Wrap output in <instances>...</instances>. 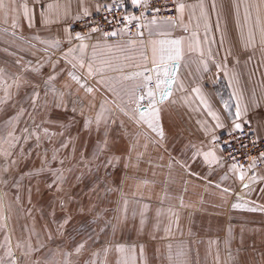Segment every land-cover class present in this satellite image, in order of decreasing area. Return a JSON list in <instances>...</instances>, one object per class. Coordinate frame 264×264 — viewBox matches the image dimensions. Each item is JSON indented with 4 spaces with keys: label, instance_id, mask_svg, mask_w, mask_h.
Returning <instances> with one entry per match:
<instances>
[{
    "label": "crops",
    "instance_id": "0c3cea01",
    "mask_svg": "<svg viewBox=\"0 0 264 264\" xmlns=\"http://www.w3.org/2000/svg\"><path fill=\"white\" fill-rule=\"evenodd\" d=\"M5 1V21L11 26L13 21L16 24L11 31L47 53L48 50L59 53L68 70L78 75L83 76L84 70L72 69L67 61L76 63L80 55L86 61L92 60L91 45L99 42L123 46L111 51L103 47L96 50L92 62L104 71L87 80L95 89L88 108L93 112L97 105H103L113 113L110 117L116 123L117 137L114 152L119 157L116 160L121 199L118 213L124 217L125 209L132 207V212L127 213L128 220L141 223V231L147 230L143 236L131 240L155 242L157 247H162L166 264H205L203 258L211 256L218 258V263L213 260L214 264H225L222 258H228L232 264H254L253 258H260L256 264H264V167L246 174L238 168L223 166L218 143L221 136L234 131L238 106L241 111L246 109L241 122H247L257 136L264 134V2L178 0L186 5L183 23L172 26L167 23V17H149L143 22L141 36L92 37L84 41L89 48L83 54L72 53L65 58L70 47H79L78 41L69 42L66 36L83 34L72 27L75 17L82 18L84 8L89 15L97 12L100 0ZM24 3L35 9L31 21L19 7ZM49 3L54 8L59 4V16L55 12L49 14ZM42 13L49 23H44ZM179 16L175 11L172 18L178 21ZM153 19L155 25L151 24ZM172 39L182 42L183 57L175 64L177 80L172 85V95L160 106L159 124L164 131L161 139L145 124H137L130 118L134 105L129 96L139 81L121 77L144 70L136 67L145 64L142 53L148 57L146 66L151 67L150 41ZM54 40L60 41L58 48L43 43ZM130 40L137 43L131 45ZM106 59L118 70L103 65L101 62ZM101 76L115 92L97 82ZM181 83L183 89L178 87ZM194 88L200 89L199 95L192 91ZM200 97L220 117L223 127H215L216 121ZM209 149L215 151L219 163L210 165L204 161L202 153ZM241 172L243 181L239 179ZM234 204L242 205L246 209L243 213L248 216L238 212ZM137 226L133 228L136 232Z\"/></svg>",
    "mask_w": 264,
    "mask_h": 264
},
{
    "label": "rangeland",
    "instance_id": "374dc122",
    "mask_svg": "<svg viewBox=\"0 0 264 264\" xmlns=\"http://www.w3.org/2000/svg\"><path fill=\"white\" fill-rule=\"evenodd\" d=\"M5 14L0 10V264H166L155 242L131 240L147 233L128 220L133 208L119 216L112 112L104 109L97 124L101 106L88 108L93 97L71 81L63 57L12 32ZM59 93L63 107L56 106ZM237 210L248 216L244 207ZM118 246L125 251L117 252Z\"/></svg>",
    "mask_w": 264,
    "mask_h": 264
},
{
    "label": "snow or ice",
    "instance_id": "6c2138e0",
    "mask_svg": "<svg viewBox=\"0 0 264 264\" xmlns=\"http://www.w3.org/2000/svg\"><path fill=\"white\" fill-rule=\"evenodd\" d=\"M13 2H15V0H13ZM35 3H39V0H34ZM133 5H137L139 6L141 4V0H131ZM175 8L174 10L180 14L179 16V20H173L172 17H167V23L169 25L175 26V24L177 22L179 23H183V13L185 10L186 5L182 2H178V0H173ZM262 2H264V0H262ZM82 3V0H81ZM7 5L5 4V0H0V10H3ZM19 7L23 8V16L28 19L29 21H31L32 16H33V12L35 11V9H30L27 3H24L23 5H19ZM41 8L44 7V5H40ZM100 7H106L104 5H101L97 8V11L100 10ZM213 7H215V5H213ZM47 9L49 11V14H51L52 12H55L57 16H59L60 13V9H59V4H57L54 8L52 3H49L47 5ZM155 11H159V9H154ZM109 11H111L109 9ZM65 14H67V8L65 9ZM202 16H204L205 20H207V15L206 13H204L202 11ZM42 19L44 20V23L47 24L50 21L44 17V14L42 13ZM83 16L87 17L89 16V12L87 10V8L83 9ZM75 19L79 20L81 19L80 15H77L75 17ZM125 23L124 25L119 29V31L117 30H112V31H102L100 28H98L97 26H91L88 28V31L86 33H80L77 32L75 33V35H71L69 33L68 29H65L66 33H69L66 36V39L71 42L72 40L78 41L79 42V47L78 49L75 47H70L68 49V52L65 54V58H67V56L69 54L72 53H79V54H83L85 52L86 49L89 48V44L85 43L84 41L86 39H91L92 38V34H95L97 32H101L102 36L107 38V37H116L117 35L126 33L128 31V26L131 24V22L133 20H137L138 17H124L123 18ZM157 22L155 19H153L151 21V24L155 25ZM13 27H16L15 21H13ZM29 26H31V24H29ZM207 28V24L205 25ZM186 28V26H185ZM137 35H143L142 33H140L139 31L137 32ZM195 35V34H194ZM43 43H47L49 44L50 47L52 48H58L60 46V41L59 40H54V41H43ZM131 45H135L137 43V41L135 40H130L128 42ZM140 43L143 45V41H140ZM150 43L152 44V59H151V67H147V61H148V57L146 55H144L142 53V56L144 58V65L141 64H137L136 67L137 68H141L143 67V71H137L135 73L132 74H128V75H123L121 77L122 80H134V81H139L138 83H136L135 85V89L132 91V93L129 96V99L131 101V104L134 105V109H133V116L130 117L132 119H134V122L137 124L143 123L145 124L152 132L156 133L161 139L164 137V131L163 129L160 127L159 121H160V114L162 111V108L160 107L161 105L164 104V102L166 100H168V98L172 95V85L174 83H176L177 80V74H176V62L180 61L183 57V49H182V42L179 39H172V40H160V41H150ZM249 43H251V35L249 38ZM92 49H93V58L92 60L95 59V53L96 50L100 49V48H104L107 49L108 51H111L113 48L116 49H122V45L119 44H104L101 45L99 42H97L96 44L91 45ZM201 55H203V53H201ZM73 59H76V57H73ZM92 60H85L83 55L79 56V59L77 60L76 63H73L72 60H68L67 62L71 65L72 69H83L84 70V74L83 76L76 74L73 71H69L68 72V76L70 77L71 81L75 82L78 86L79 89H83V91L86 94H93L95 89L88 85L87 80L90 77H93L94 75L100 74L104 71L103 67H95ZM170 62H171V66H170ZM103 65H106L107 67L111 68L113 71H117L118 69L116 67H114L111 63L110 60H103L101 62ZM219 67V65L217 66ZM204 70L207 71V65L205 64L204 66ZM150 73L148 75H146L145 73ZM55 79V75L49 76L48 81H46V83H51V81H53ZM83 81V82H82ZM98 83H102L105 84L109 87V89L113 92H115L114 88H111V85L109 84L108 80L104 79L103 76H101V79L99 81H97ZM67 86V85H66ZM179 88L183 89V84H179L178 85ZM52 91L55 93V89L53 88ZM193 92L197 93L199 95L200 93V89L199 88H194L192 89ZM117 95H119L118 93H116ZM39 96V93L34 92L31 98V102L33 107H35L36 104V100ZM59 96L61 98L60 103H57V107H63V93H59ZM201 103H203L205 105V107L208 109V114L216 121L215 127L220 128L223 127V124L220 123V117L213 111H211L210 106L207 104V102L204 100L203 97H200ZM146 102V104H145ZM119 107V106H118ZM144 109L143 111L141 109ZM101 109L102 112L100 115L97 116L96 118V122L97 124L100 123L101 118L103 116V110H104V106L101 105ZM74 112L76 111L75 108L72 109ZM120 111L124 112V108H120ZM246 112V109L244 111H241V109L239 108V106L237 107L236 113H235V117L236 120H240L241 117L244 115V113ZM23 113V110L21 112V114ZM125 114L127 115V112H125ZM87 123H91V121H87ZM243 123H247V122H233V130L237 131V132H242L243 129ZM25 131H28L27 129H25ZM46 134L48 132V129H44L43 130ZM8 135L12 138V141H16L17 138L15 136H13L12 132H9ZM32 135V134H30ZM37 140L40 139L39 136L36 137ZM215 139V137L213 138ZM10 146H14L11 142H9ZM104 147H107V143L105 141ZM146 147V145H145ZM103 150V149H101ZM5 156L10 155V153H8L7 151H4L2 153ZM197 154H199V150H197ZM203 155V159L205 162H207L208 164H216L219 163V158L216 156L215 151L213 149H209L208 151H205L202 153ZM260 158L264 159V152L260 153ZM119 157H113V160H118ZM113 160H109L107 161L108 164H111L113 162ZM12 163H15V161H12ZM254 166V165H253ZM239 167H243L242 165ZM238 168V165L233 163L231 165V169L232 170H236ZM4 171H7V168L4 169ZM239 179L241 181L244 180V174L243 172H241L239 174ZM254 179V178H253ZM49 187H52V185L50 184ZM245 188L248 187L247 184L244 185ZM225 192L228 191V189H224ZM234 208H240L242 207V205L240 204H234L233 205ZM254 210V209H252ZM17 247H19V245H17ZM80 248H83V245H80L79 248L77 249V251L80 250ZM105 252L108 251V249L104 250ZM117 252H124L125 249L123 246H118L116 248ZM142 251V249H141ZM9 257L12 256L11 251L8 252ZM12 264H15V261L12 262Z\"/></svg>",
    "mask_w": 264,
    "mask_h": 264
},
{
    "label": "built area",
    "instance_id": "2783aa9c",
    "mask_svg": "<svg viewBox=\"0 0 264 264\" xmlns=\"http://www.w3.org/2000/svg\"><path fill=\"white\" fill-rule=\"evenodd\" d=\"M101 5L106 7H100L99 11L74 21L73 29L86 33L89 27L97 26L102 31H119L125 23L124 17H138L128 26L126 33L114 37L134 38L141 36L137 35V32L142 33L143 22L147 18L174 17L175 14L173 0H141L139 6L133 5L131 0H100ZM92 37L105 38L101 32L92 34ZM243 129L242 132L233 131L218 139L222 148L220 162L223 166H231L235 163L238 169L249 174L264 167V159L260 158V153L264 152V134L257 136L251 126L246 123H243ZM241 165L242 168L239 167Z\"/></svg>",
    "mask_w": 264,
    "mask_h": 264
}]
</instances>
